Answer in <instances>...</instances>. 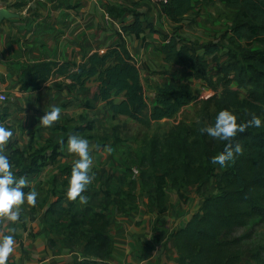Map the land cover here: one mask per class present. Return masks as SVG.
<instances>
[{
	"label": "trees",
	"instance_id": "obj_1",
	"mask_svg": "<svg viewBox=\"0 0 264 264\" xmlns=\"http://www.w3.org/2000/svg\"><path fill=\"white\" fill-rule=\"evenodd\" d=\"M196 4H223L232 11L231 34H223L229 43L228 58L213 72L206 57L215 55L214 60L217 59L220 42L203 44L200 53L195 47L181 43L179 36H173L161 51L167 63L182 66L185 72L176 71L175 78L159 84L153 104L143 84L140 67L124 41L103 53L91 54L80 64L51 61L31 64L24 71L30 77L23 79L24 88H38L52 76H64L69 88L84 95L90 90L91 82L96 81L99 92L95 100L105 102L113 116L124 115L138 127L148 129L157 122L174 118L199 99L192 79L202 80L211 93L201 99L199 121L190 124L177 120L161 136L157 133L143 136L141 147L130 154L126 171L118 177V182L132 178L137 168L141 182L144 185L155 183L162 197L168 185L201 187L219 177L216 191L213 188V192L204 196L201 210L174 234L178 264H246L244 238L235 233L237 228L246 227L253 216L264 217V127H249L231 138L233 147L240 144L242 152L224 167L212 164L211 158L223 151L228 141L211 137L202 129L214 124L216 114L222 109L234 112L238 122L251 119L253 114L264 120V0H198ZM162 6L176 24L194 7L192 0H169ZM85 105L94 107L90 100L85 101ZM81 120L85 124L75 127L56 125L65 132L60 141L50 140L27 150L11 149L7 155L14 174L26 179L38 175L48 163L62 156V145L70 129L78 135L96 128V118L82 117ZM116 127L114 135L118 136ZM133 137L138 140L137 133ZM100 179L103 195L99 200L96 199L100 191L91 183L82 193L89 198L84 206L79 197L69 200L64 193L47 210V222L52 230L63 235L70 245L82 243L86 257L75 264H109L114 244L108 233L106 211L113 199L121 205V194L133 199L132 189L137 184L136 178L130 179L129 191L125 192L121 185L112 188L110 177L103 175ZM64 184L67 185L68 180ZM29 189L28 185L24 191ZM250 258L255 264H264L260 250L252 251Z\"/></svg>",
	"mask_w": 264,
	"mask_h": 264
},
{
	"label": "crops",
	"instance_id": "obj_2",
	"mask_svg": "<svg viewBox=\"0 0 264 264\" xmlns=\"http://www.w3.org/2000/svg\"><path fill=\"white\" fill-rule=\"evenodd\" d=\"M192 1L193 9L176 24L164 13L161 4L149 0H0V8L19 14L3 19L0 25V92L9 96L7 101H0V123L13 131L5 154L11 149L27 150L50 140H62L65 132L56 125L75 127L85 124L82 117L96 118L93 131L77 135L89 140L91 183L100 191L96 200L103 195L100 179L103 175L112 179V188L121 185L125 192L129 191L127 182L137 180L132 189L133 199L121 194V205L113 199L106 211L108 233L114 244L109 264H178L174 234L201 210L207 189L212 186L168 185L160 197L155 183L144 185L134 173L120 184L118 177L126 171L138 140L124 133L114 135L117 124L114 121L128 119L124 115L113 116L105 102L94 99L99 83L91 82L84 95L69 88L64 76H52L38 88H24L23 79L30 78L24 71L40 61L80 64L91 54L103 53L124 41L140 67L153 104L157 86L175 78L176 71L185 72L182 66L171 65L164 59L161 47L170 38L179 36L181 43L195 47L200 53L203 44L220 42L221 50L216 54L219 56L229 46L223 34H231L232 11L223 4L201 6L196 4L198 0ZM214 56L206 57L211 66ZM57 81L64 84L57 86ZM87 100L94 104L93 108L85 105ZM52 106L61 108L60 119L54 126L44 127L39 124L40 117ZM125 123L129 127L135 124L130 120ZM70 135H74L71 129ZM67 139L62 145V156L27 179L28 191L35 189L39 193L36 205L25 203L16 222L0 218V234L15 230V252L9 256L8 264H75L86 257L82 243L68 244L63 235L50 228L46 216L57 198L64 193L67 198L68 184L64 182L78 159L68 151ZM84 197L83 206L89 199Z\"/></svg>",
	"mask_w": 264,
	"mask_h": 264
},
{
	"label": "clouds",
	"instance_id": "obj_3",
	"mask_svg": "<svg viewBox=\"0 0 264 264\" xmlns=\"http://www.w3.org/2000/svg\"><path fill=\"white\" fill-rule=\"evenodd\" d=\"M61 108L52 106L50 111H46L40 117V123L44 127H52L59 121ZM249 127H264V120L258 115H252L247 121H239L237 115L228 110H220L215 117L212 125L205 126L202 131L209 136L218 138L222 141H228L224 150L211 158L212 164H219L224 167L227 162L235 159V155L242 152L240 144L233 147L231 138L238 133L244 132ZM13 137L11 128L0 123V218L6 221L16 222L21 217L22 206L27 203L35 206L39 193L32 189L25 192L28 186V180L23 176L17 177L12 170V163L9 156L5 154V147ZM68 151L75 153L78 159L74 161L71 167V174L68 178V187L66 195L69 200H85L82 195L93 180L91 173L92 156L90 155L89 140L77 135H70L67 139ZM14 229L8 233L0 234V264H8L9 256L15 252Z\"/></svg>",
	"mask_w": 264,
	"mask_h": 264
},
{
	"label": "rangeland",
	"instance_id": "obj_4",
	"mask_svg": "<svg viewBox=\"0 0 264 264\" xmlns=\"http://www.w3.org/2000/svg\"><path fill=\"white\" fill-rule=\"evenodd\" d=\"M220 55L221 56L216 55L217 59L212 64V66L210 65V70L213 72H217L219 64L224 62V60H226L228 58L226 53H223ZM192 84H193L194 91L198 95L199 99L192 102L186 108L182 109L174 118H172L170 120H163L161 122H157V123L153 124L151 128H148V129L143 128L142 126L135 127L136 122L132 121V120H130V121H132L135 124L132 127H129L128 125H123L129 119L128 120L117 119L114 122H117L116 128L119 131V134L124 133V135L135 136L137 133L138 134V145H137L136 150H138L142 145V139H143L142 137L145 135L150 137V136H153L157 133L161 136L177 120H185L190 124L199 121V119L202 115V101H201V99H203L204 97H207L211 93V90L200 79H194L193 78ZM122 128L124 129V131L122 130ZM218 178L219 177H214V179L211 180L212 182H210V183H212L211 184L212 187H209L207 189V194H210V192H213L214 189L216 191V183H217ZM213 184H214V186H213ZM212 188H214V189H212ZM187 222H186V224H187ZM235 235L237 237L244 238L243 251H244V256H245V263L246 264H255L254 261L250 258V253L254 250H260L264 254V217L253 216L250 219L249 224L246 227L237 228Z\"/></svg>",
	"mask_w": 264,
	"mask_h": 264
},
{
	"label": "built area",
	"instance_id": "obj_5",
	"mask_svg": "<svg viewBox=\"0 0 264 264\" xmlns=\"http://www.w3.org/2000/svg\"><path fill=\"white\" fill-rule=\"evenodd\" d=\"M149 1H152L154 3H158V4H166L169 2V0H149ZM9 99V96L3 92H0V101H7ZM134 173L137 175L138 174V169L137 168H134Z\"/></svg>",
	"mask_w": 264,
	"mask_h": 264
},
{
	"label": "water",
	"instance_id": "obj_6",
	"mask_svg": "<svg viewBox=\"0 0 264 264\" xmlns=\"http://www.w3.org/2000/svg\"><path fill=\"white\" fill-rule=\"evenodd\" d=\"M19 16V14L10 11L7 8H0V25L3 19Z\"/></svg>",
	"mask_w": 264,
	"mask_h": 264
}]
</instances>
